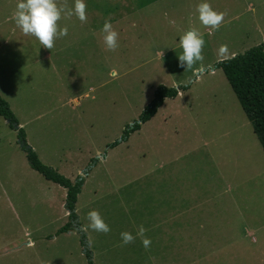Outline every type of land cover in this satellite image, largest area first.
Listing matches in <instances>:
<instances>
[{
    "label": "rangeland",
    "instance_id": "374dc122",
    "mask_svg": "<svg viewBox=\"0 0 264 264\" xmlns=\"http://www.w3.org/2000/svg\"><path fill=\"white\" fill-rule=\"evenodd\" d=\"M17 2L0 0V96L40 160L84 184L79 225L57 233L68 221L65 189L29 166L17 130L0 116V264H88L82 233L94 264H264V152L214 67L220 45L232 57L264 42V0H208L225 13L218 30L200 24V0H85L87 22L62 19L68 35L51 50L16 26ZM105 20L119 33L115 51L103 43ZM189 27L203 35L204 60L185 69L179 37ZM159 85L188 88L109 147ZM223 132L258 147L234 154L231 140L211 142ZM237 161L243 166L231 167ZM172 178L185 200L199 201L183 205V217L158 203ZM93 209L107 234L88 226ZM141 224L151 246L122 245L120 233L135 235Z\"/></svg>",
    "mask_w": 264,
    "mask_h": 264
},
{
    "label": "trees",
    "instance_id": "16d2710c",
    "mask_svg": "<svg viewBox=\"0 0 264 264\" xmlns=\"http://www.w3.org/2000/svg\"><path fill=\"white\" fill-rule=\"evenodd\" d=\"M214 67L222 70L264 150V42L248 48L243 53L226 58L223 62H216ZM187 88V85L178 87L157 86L152 99L141 110L137 120L126 126L120 138L111 142L108 146L114 147L126 141L132 133L141 128L143 123L156 114L165 98H174L180 90ZM0 116L6 119L11 128L17 130L18 139L29 166L46 180L65 189L64 207L68 211V221L58 229L57 233L67 232L78 226L75 205L84 184V177L77 176L71 180L58 172L57 169L43 163L32 147L27 144L24 129L19 126V122L8 102L1 96ZM96 161V158L90 160L92 164H95ZM87 171L85 170L84 173H87ZM81 244L85 248L84 253L88 264H94L91 251L86 247L84 233L81 234Z\"/></svg>",
    "mask_w": 264,
    "mask_h": 264
},
{
    "label": "clouds",
    "instance_id": "9594fccd",
    "mask_svg": "<svg viewBox=\"0 0 264 264\" xmlns=\"http://www.w3.org/2000/svg\"><path fill=\"white\" fill-rule=\"evenodd\" d=\"M198 19L202 26L218 30L224 22L225 13L212 7L208 0H200L196 5ZM75 16L81 23L87 22V4L85 0H18L13 19L16 26L26 36L35 37L41 46L51 50L58 38L68 35V26H60L62 19H71ZM101 35L106 50L115 51L119 47V33L114 29L110 20H105L101 28ZM205 40L196 27H189L179 37V46L182 53L178 55L179 65L190 69L198 61L203 62ZM218 62L230 58L227 45L222 44L217 50ZM211 68L212 66L209 65ZM89 227L96 232L107 234L109 225L98 210L87 213ZM147 229L143 224L137 226L136 234L130 231L120 233L122 245L134 243L139 238L145 249L151 246V239L146 236Z\"/></svg>",
    "mask_w": 264,
    "mask_h": 264
},
{
    "label": "crops",
    "instance_id": "0c3cea01",
    "mask_svg": "<svg viewBox=\"0 0 264 264\" xmlns=\"http://www.w3.org/2000/svg\"><path fill=\"white\" fill-rule=\"evenodd\" d=\"M226 123H229V122H227V121L224 122L223 126H230V124H226ZM227 131L228 130H226L225 132H227ZM221 138H226L228 140H231L232 144H234L231 151L234 154L252 153V150H254V149H256V147H258V146H256L257 144H255V142H251V145L249 146L248 143H250V142L248 141V138L246 136L238 134L236 136L227 137V135L224 132H223V134L219 135L217 138L213 139L211 142L214 144H217L218 139H221ZM218 148L222 149L221 147H218ZM261 149L264 152L262 146H261ZM257 151H260L259 148H257ZM250 162L254 163V161H250ZM243 163H244L243 161H237V162H234V164L231 167L241 168L243 166ZM251 167L254 168V167H256V165L253 166V164H252ZM263 167H264V163H263ZM241 172H242V170H241ZM165 178H166V175H165ZM235 179H236L235 181L238 182V184L240 182H242V181H240V178H235ZM193 201H195L197 203V207H198L199 201L197 199H195V200L194 199H188V200L184 199V185L181 183L178 184L177 178H175V181L173 182V178H172L171 183H168L165 181V184L162 187L161 192H160V198L158 200V203L161 206H164V205L173 206L174 207L173 214L180 216V217H183V214H184L183 205H186V204L192 205L191 203ZM189 213H190V211H189ZM177 222L182 223V218L177 219Z\"/></svg>",
    "mask_w": 264,
    "mask_h": 264
}]
</instances>
